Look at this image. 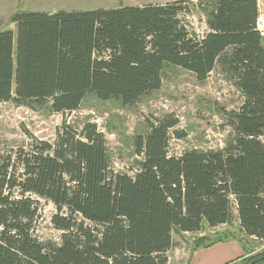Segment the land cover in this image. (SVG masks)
Returning <instances> with one entry per match:
<instances>
[{
    "label": "trees",
    "instance_id": "1",
    "mask_svg": "<svg viewBox=\"0 0 264 264\" xmlns=\"http://www.w3.org/2000/svg\"><path fill=\"white\" fill-rule=\"evenodd\" d=\"M186 0L85 11H20L0 30V102L64 114L85 98L133 106L178 68L219 73L241 95L224 111L223 147L169 152L185 137L174 113L133 137L132 173L116 171L96 123L64 118L52 142L0 152V264H167L172 234L230 225L264 240V40L256 0ZM41 200L59 240H41ZM209 246V245H207ZM238 259V258H237ZM237 259L225 264H234ZM241 264H264V250Z\"/></svg>",
    "mask_w": 264,
    "mask_h": 264
},
{
    "label": "rangeland",
    "instance_id": "2",
    "mask_svg": "<svg viewBox=\"0 0 264 264\" xmlns=\"http://www.w3.org/2000/svg\"><path fill=\"white\" fill-rule=\"evenodd\" d=\"M256 1L259 9L257 28L264 40V0ZM185 3H188L189 8L185 12V19L197 34L203 35L207 29L204 16L195 7L196 0H186ZM3 9L5 10L0 12V28L11 29L13 25L10 24L8 14L13 8ZM37 10H46V7H39ZM241 101L240 93L217 72L210 73L204 81L199 82L190 72L169 68L164 71L158 90L129 107L114 101L103 102L88 97L84 99L80 109L59 114L49 113L42 108L30 109L12 102H0V152L25 143V131L52 142L56 127L64 118L76 127L90 120L96 123L106 138L113 168L116 171L132 173L136 159L133 153V137L146 130L147 119L163 113H174L178 117L179 128L186 135L182 139L171 136L169 152L172 154H179L190 148L216 149L223 147L231 133L230 127L225 124L224 111L237 109ZM261 139L264 143V135ZM41 204L42 217L36 233L41 240L58 241L59 232L50 222L54 208L44 200H41ZM172 239L174 244L166 253L167 264H191L196 252L228 242L235 243L239 252L220 264L237 258L234 264H241L245 259L264 250V240L258 242L241 234L236 220L230 225L206 227L197 233H173Z\"/></svg>",
    "mask_w": 264,
    "mask_h": 264
},
{
    "label": "crops",
    "instance_id": "3",
    "mask_svg": "<svg viewBox=\"0 0 264 264\" xmlns=\"http://www.w3.org/2000/svg\"><path fill=\"white\" fill-rule=\"evenodd\" d=\"M174 0H0V12L5 10L3 8H13V11L8 14L9 16L17 10L20 11H40L39 7H46V10H42L47 13H53L58 10L65 11H85L93 10L97 8H115L121 5H136L141 6L145 4L164 3ZM26 6H23L24 3ZM53 4H52V3ZM50 3V6H48ZM45 5V6H42ZM50 7V8H48ZM5 16L7 13H4ZM2 16V13L0 14ZM8 16V17H9ZM15 29V25L10 22ZM9 28H0V30ZM205 252L203 255H201ZM239 252V247L233 243H222L216 246L205 249L202 252L198 251L191 259V264H220L221 262L235 257Z\"/></svg>",
    "mask_w": 264,
    "mask_h": 264
}]
</instances>
